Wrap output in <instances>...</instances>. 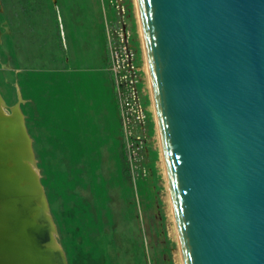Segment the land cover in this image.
I'll return each mask as SVG.
<instances>
[{"label":"rangeland","instance_id":"1","mask_svg":"<svg viewBox=\"0 0 264 264\" xmlns=\"http://www.w3.org/2000/svg\"><path fill=\"white\" fill-rule=\"evenodd\" d=\"M122 18L142 46L134 0H0V94L21 111L66 264H181L148 78L141 141L105 117L106 24Z\"/></svg>","mask_w":264,"mask_h":264},{"label":"water","instance_id":"2","mask_svg":"<svg viewBox=\"0 0 264 264\" xmlns=\"http://www.w3.org/2000/svg\"><path fill=\"white\" fill-rule=\"evenodd\" d=\"M137 4L183 264H264V0Z\"/></svg>","mask_w":264,"mask_h":264},{"label":"bare ground","instance_id":"3","mask_svg":"<svg viewBox=\"0 0 264 264\" xmlns=\"http://www.w3.org/2000/svg\"><path fill=\"white\" fill-rule=\"evenodd\" d=\"M134 3L169 203L178 238L137 0ZM17 105L9 107L0 94V264H66L39 181L30 139ZM180 258L183 264L181 251Z\"/></svg>","mask_w":264,"mask_h":264},{"label":"built area","instance_id":"4","mask_svg":"<svg viewBox=\"0 0 264 264\" xmlns=\"http://www.w3.org/2000/svg\"><path fill=\"white\" fill-rule=\"evenodd\" d=\"M109 48V69L113 75L119 115L125 135L130 144L141 141L145 125L151 119L149 106L144 96L147 87V72L144 54L136 40L134 30L125 19L106 24Z\"/></svg>","mask_w":264,"mask_h":264},{"label":"crops","instance_id":"5","mask_svg":"<svg viewBox=\"0 0 264 264\" xmlns=\"http://www.w3.org/2000/svg\"><path fill=\"white\" fill-rule=\"evenodd\" d=\"M107 70H109V73H108V76H109V79L110 78H112V73H111V71H110V69H109V65H105L104 66ZM112 100L114 101V102H116L115 101V98H114V95H113V97H112ZM15 104V103H14ZM101 113V112H100ZM105 117H106V120H107V118L109 119V124H110V122L111 123H115V122H119V124H120V118H119V107H118V109H114V111L112 110H110L109 109V112H108V114H105ZM108 123H106L105 125H106V127L109 125ZM111 128L110 129H113V130H107L106 132H105V135L106 136H108V139L109 140H111L112 141V136L114 135V137L118 134V132L116 131V129L117 128H115V127H112V126H110ZM119 135V134H118Z\"/></svg>","mask_w":264,"mask_h":264}]
</instances>
